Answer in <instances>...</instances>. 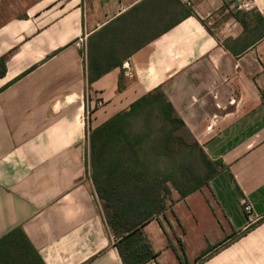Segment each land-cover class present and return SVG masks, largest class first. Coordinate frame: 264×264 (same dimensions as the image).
<instances>
[{"label": "crops", "instance_id": "crops-1", "mask_svg": "<svg viewBox=\"0 0 264 264\" xmlns=\"http://www.w3.org/2000/svg\"><path fill=\"white\" fill-rule=\"evenodd\" d=\"M101 32L122 66L88 84L78 41ZM0 60V238L20 227L45 264H122L88 113L95 129L163 87L223 168L143 226L156 262L181 264L171 242L188 264H264V0H0Z\"/></svg>", "mask_w": 264, "mask_h": 264}, {"label": "trees", "instance_id": "trees-1", "mask_svg": "<svg viewBox=\"0 0 264 264\" xmlns=\"http://www.w3.org/2000/svg\"><path fill=\"white\" fill-rule=\"evenodd\" d=\"M234 16L245 25L238 13ZM96 38L90 37L87 47L88 84L122 66L111 36L103 38L101 32ZM5 70V62L0 60V76ZM89 119L88 173L97 196L104 201L105 222L115 237L114 246L122 264H158V253L144 234L143 226L168 208L161 200L162 193H170L166 184L171 182L180 199H184L207 186L221 172L223 164L208 157L163 87L145 94L95 129H90ZM157 158L173 159L175 164L170 165L167 174L154 177L149 162ZM223 244L210 247L207 252ZM169 246L181 264H188L171 242ZM0 264L45 263L24 231L17 227L0 238Z\"/></svg>", "mask_w": 264, "mask_h": 264}, {"label": "rangeland", "instance_id": "rangeland-1", "mask_svg": "<svg viewBox=\"0 0 264 264\" xmlns=\"http://www.w3.org/2000/svg\"><path fill=\"white\" fill-rule=\"evenodd\" d=\"M81 49H83V53H84V55H86L85 52H84L85 47L82 46ZM123 54L124 53H122L121 55H123ZM88 115H89L88 117L90 118L89 119V122H90L91 113H88ZM178 157H181V155L178 156ZM171 164H175L173 159H169V158H167V159H162V158L154 159L153 161L149 162L150 173L152 174V176L155 175L154 177H157L159 175V173H166L167 174L168 173V169H169ZM161 176L163 177V175H161ZM166 186L169 188L170 193L169 194L162 193L161 200H164L166 205H170L171 202L173 201V196L172 195L177 196L179 194H178L177 190L174 188V186H173V184L171 182H168L166 184ZM97 200H98V203H99L100 208H101L102 216H103V218L105 220L104 201L101 200L99 197H97Z\"/></svg>", "mask_w": 264, "mask_h": 264}, {"label": "built area", "instance_id": "built-area-1", "mask_svg": "<svg viewBox=\"0 0 264 264\" xmlns=\"http://www.w3.org/2000/svg\"><path fill=\"white\" fill-rule=\"evenodd\" d=\"M78 46L85 47V40L83 38L78 41ZM97 105L99 104L97 103ZM243 209H244V212L248 215V217H253L252 206L248 202L246 201L244 202Z\"/></svg>", "mask_w": 264, "mask_h": 264}]
</instances>
